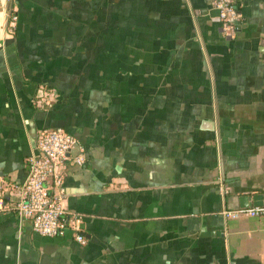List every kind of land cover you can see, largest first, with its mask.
I'll list each match as a JSON object with an SVG mask.
<instances>
[{
  "label": "crops",
  "instance_id": "obj_1",
  "mask_svg": "<svg viewBox=\"0 0 264 264\" xmlns=\"http://www.w3.org/2000/svg\"><path fill=\"white\" fill-rule=\"evenodd\" d=\"M213 1L0 0V178L25 180L40 129L86 149L63 201L85 245L0 213V264H264V217L221 216L264 195V0L233 39Z\"/></svg>",
  "mask_w": 264,
  "mask_h": 264
},
{
  "label": "built area",
  "instance_id": "obj_2",
  "mask_svg": "<svg viewBox=\"0 0 264 264\" xmlns=\"http://www.w3.org/2000/svg\"><path fill=\"white\" fill-rule=\"evenodd\" d=\"M246 0H214L212 9L223 37L233 39L239 29ZM17 16L15 9L7 13L5 30L13 34ZM56 101L53 89L44 85L36 88L31 100L37 110L50 109ZM34 152L25 159L26 177L22 183H7L0 178V213L11 212L28 221L33 233L48 238L69 236L85 245L82 215L63 206L66 190L64 179L69 167H82L86 149L70 132L62 127L43 128L36 132ZM223 193L226 191L221 187ZM225 220L264 217V206L224 209ZM264 260V250H263Z\"/></svg>",
  "mask_w": 264,
  "mask_h": 264
},
{
  "label": "water",
  "instance_id": "obj_3",
  "mask_svg": "<svg viewBox=\"0 0 264 264\" xmlns=\"http://www.w3.org/2000/svg\"><path fill=\"white\" fill-rule=\"evenodd\" d=\"M264 206V195H244L239 198V207Z\"/></svg>",
  "mask_w": 264,
  "mask_h": 264
}]
</instances>
